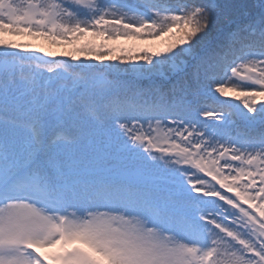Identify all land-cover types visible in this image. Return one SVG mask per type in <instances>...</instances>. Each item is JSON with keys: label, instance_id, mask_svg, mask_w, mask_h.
Returning a JSON list of instances; mask_svg holds the SVG:
<instances>
[{"label": "snow or ice", "instance_id": "obj_1", "mask_svg": "<svg viewBox=\"0 0 264 264\" xmlns=\"http://www.w3.org/2000/svg\"><path fill=\"white\" fill-rule=\"evenodd\" d=\"M0 264H264V0H0Z\"/></svg>", "mask_w": 264, "mask_h": 264}, {"label": "trees", "instance_id": "obj_2", "mask_svg": "<svg viewBox=\"0 0 264 264\" xmlns=\"http://www.w3.org/2000/svg\"><path fill=\"white\" fill-rule=\"evenodd\" d=\"M12 38L19 42L29 43L33 45L34 47H42L45 49V51H50V52L57 53V54L72 51L73 49V45L70 43H66V42L52 43L51 41L45 40L43 38H33L29 36H23V37L16 36ZM167 41H168V37H161L158 40L120 41L119 43H124L127 45L135 44L139 47L159 48V47H163L167 43ZM39 54L43 55V53H39ZM81 58L83 59L84 57H81ZM56 59H70V58L61 57L57 55Z\"/></svg>", "mask_w": 264, "mask_h": 264}]
</instances>
